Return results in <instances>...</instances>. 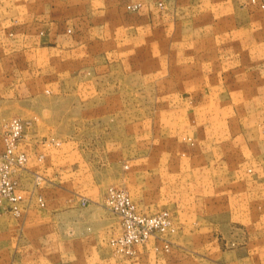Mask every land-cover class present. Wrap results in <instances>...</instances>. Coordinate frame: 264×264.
<instances>
[{
    "label": "rangeland",
    "instance_id": "obj_1",
    "mask_svg": "<svg viewBox=\"0 0 264 264\" xmlns=\"http://www.w3.org/2000/svg\"><path fill=\"white\" fill-rule=\"evenodd\" d=\"M23 2L0 0V18L14 14L11 7L17 10ZM243 2L249 6L238 14V29H229L235 21L227 23L228 17L219 22L227 28H208L207 23L201 29L199 24L185 28L178 12L177 21L164 28L116 30L111 40L121 44L97 46L91 61H76L71 52H49L52 59L42 65L51 90L44 110L5 102V86L23 75L3 62L0 152L12 119L22 121L27 136L58 111L71 115L73 110H56L63 102L62 86L75 84L73 76L62 79V67L108 71L113 75L106 79L122 81L117 92L76 95L81 102L94 99L96 110H78L91 121L75 126V162L95 171L101 181L92 197L103 198L119 225L109 242L114 254L125 257L117 253L121 217L108 205L110 192L117 190L129 194L143 215L169 214L164 236L148 243L176 245L191 264H264V0ZM126 10L136 18L141 8ZM197 29L199 37L212 42L193 43L190 33ZM35 64L32 71L40 66ZM57 123L38 145H60ZM37 159L43 164L42 155ZM33 180L38 186L45 178L35 172ZM18 191L25 196L20 179ZM83 196L86 205L88 195ZM20 207V215L11 217H23L25 203Z\"/></svg>",
    "mask_w": 264,
    "mask_h": 264
},
{
    "label": "crops",
    "instance_id": "obj_2",
    "mask_svg": "<svg viewBox=\"0 0 264 264\" xmlns=\"http://www.w3.org/2000/svg\"><path fill=\"white\" fill-rule=\"evenodd\" d=\"M240 1L24 0L17 10L11 7L14 14L0 18V64L6 62L8 67L23 75L21 80L5 86V102L19 107L27 103L28 110H44L49 106L51 90H48L47 68H42L52 59L49 52L63 55L71 52L76 61L84 57L91 61L97 46L121 44L111 40L116 37L113 34L116 30H120L118 34L132 28H164L177 21L178 12L183 13L185 28L199 24L201 29L203 23H207L208 28H227L219 22H225L224 17H228L227 23L235 21L229 29H238V14L249 6ZM158 2L163 3L162 9ZM132 4L141 5L136 18L129 16L126 10ZM199 29L192 30L191 41L212 42L213 38L199 37ZM36 61L40 66L32 71ZM61 69L62 79L73 76L75 84L62 86L63 102L56 110L73 111L71 115L58 111L55 117L36 123L25 135L22 149L30 159L20 184L28 199L23 217L14 219L9 213H3L0 219V264H191L183 249L176 245L165 247L157 240L139 247L131 257L114 254L109 242L119 225L104 206L103 198L92 197L101 181L95 171H86L84 163L75 162V126L91 121V117L82 116L78 110L94 112L96 103L92 98L81 102L76 95L117 92L122 81L106 79L113 74L105 70L87 68L71 72ZM118 75L120 72L115 76ZM52 123L61 127L58 135L62 141L55 149L37 144L52 134ZM102 153H106L105 150ZM40 155L44 158L43 164L37 159ZM80 156H83L81 152ZM35 172L45 178L38 186L33 180ZM40 195L44 207L37 202ZM83 195H88L86 205H82Z\"/></svg>",
    "mask_w": 264,
    "mask_h": 264
},
{
    "label": "built area",
    "instance_id": "obj_3",
    "mask_svg": "<svg viewBox=\"0 0 264 264\" xmlns=\"http://www.w3.org/2000/svg\"><path fill=\"white\" fill-rule=\"evenodd\" d=\"M159 5L163 6L162 3ZM140 8V4L128 6L131 10ZM24 128L20 119H12L2 136L4 149L0 152V219L3 213L19 216L20 204L27 201L18 191L19 179L28 161V154L20 147L25 138ZM37 202L41 207L45 206L41 196H38ZM108 205L121 217L123 235L118 240L117 253L125 257L135 255L137 248L144 246L150 239L164 236L165 228L171 224L167 212L152 216L139 213L129 194L123 191L112 190Z\"/></svg>",
    "mask_w": 264,
    "mask_h": 264
}]
</instances>
